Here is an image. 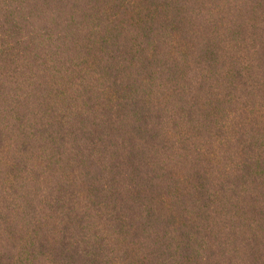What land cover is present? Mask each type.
Masks as SVG:
<instances>
[{"label":"trees","instance_id":"1","mask_svg":"<svg viewBox=\"0 0 264 264\" xmlns=\"http://www.w3.org/2000/svg\"><path fill=\"white\" fill-rule=\"evenodd\" d=\"M0 264H264V0H0Z\"/></svg>","mask_w":264,"mask_h":264}]
</instances>
